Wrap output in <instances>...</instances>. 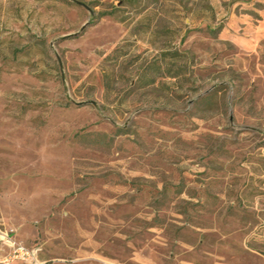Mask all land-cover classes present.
<instances>
[{
	"label": "rangeland",
	"instance_id": "rangeland-1",
	"mask_svg": "<svg viewBox=\"0 0 264 264\" xmlns=\"http://www.w3.org/2000/svg\"><path fill=\"white\" fill-rule=\"evenodd\" d=\"M0 264H264V0H0Z\"/></svg>",
	"mask_w": 264,
	"mask_h": 264
},
{
	"label": "built area",
	"instance_id": "built-area-1",
	"mask_svg": "<svg viewBox=\"0 0 264 264\" xmlns=\"http://www.w3.org/2000/svg\"><path fill=\"white\" fill-rule=\"evenodd\" d=\"M12 254L14 258H18L22 261H26V262L36 261L35 252L25 247L24 245H15Z\"/></svg>",
	"mask_w": 264,
	"mask_h": 264
},
{
	"label": "trees",
	"instance_id": "trees-1",
	"mask_svg": "<svg viewBox=\"0 0 264 264\" xmlns=\"http://www.w3.org/2000/svg\"><path fill=\"white\" fill-rule=\"evenodd\" d=\"M172 77H175V75H173ZM151 82H153V79H152V81Z\"/></svg>",
	"mask_w": 264,
	"mask_h": 264
}]
</instances>
